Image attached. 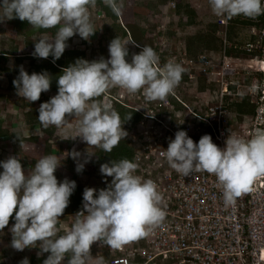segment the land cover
<instances>
[{
  "label": "clouds",
  "instance_id": "clouds-1",
  "mask_svg": "<svg viewBox=\"0 0 264 264\" xmlns=\"http://www.w3.org/2000/svg\"><path fill=\"white\" fill-rule=\"evenodd\" d=\"M105 3L120 14L122 4L117 0ZM209 4L215 15L228 18L241 14L254 17L264 12L261 0H209ZM95 5L96 0H0V23L19 19L35 29L59 26L53 38L44 36L33 43L31 55L39 59L51 56L55 62L74 35L87 41L96 33L89 14V8ZM130 44L140 47L116 36L109 42L107 59H77L64 67L56 78L57 94L38 108L40 123L59 128L70 117H77L78 135L70 139L79 137L87 146L104 152L118 146L128 135L125 122L115 109L97 98L112 87H120L130 94L143 91L149 101H165L185 71L174 62L161 67L158 54L147 45L133 53L129 62L126 57ZM51 82L49 73L29 74L23 66L12 81L17 96L30 103L48 92ZM161 154L184 177L193 172L214 175L222 186L225 204L232 205L250 190L256 177L264 176V127H257L247 139L228 133L223 148L208 134L194 142L186 131L178 130ZM67 156L75 160L79 153L72 151ZM20 161L17 155L0 161V231L13 219L9 229L11 247L16 251L38 248V257L48 254L43 264H62L68 253L71 256L67 264H86L95 242L103 239L112 248H119L147 235V227L164 216L158 207L161 195L155 182L135 174L139 165L128 159L109 161L101 164L99 171L103 177H111L110 183L105 181L107 186L99 190L86 187L74 223L64 235H58V224L69 205L75 181H58L55 172L62 161L57 156L41 157L27 173ZM83 168L84 164H77L76 171ZM20 264H29L28 258ZM97 264H104L103 259Z\"/></svg>",
  "mask_w": 264,
  "mask_h": 264
},
{
  "label": "built area",
  "instance_id": "built-area-1",
  "mask_svg": "<svg viewBox=\"0 0 264 264\" xmlns=\"http://www.w3.org/2000/svg\"><path fill=\"white\" fill-rule=\"evenodd\" d=\"M169 3L173 6V0ZM226 23L227 16L217 18L215 35L221 49L216 58L180 51L166 59L185 69L179 84L202 82L189 99L177 90L165 101H149L143 91L130 94L120 87L113 94H103L110 108L115 103L138 115L123 126L132 145L130 161L139 165L136 175L157 185L158 207L164 213L158 223L147 227V235L119 248L105 244L113 253L106 255L104 264H264V176L256 177L234 204L226 205L214 175L193 172L184 177L161 154L178 130L186 131L194 142L208 134L223 148L228 133L247 139L257 127H264V69L260 66L264 21L260 29L249 27L254 40L232 45L246 56L226 53L231 45ZM241 101L251 110L237 119L228 107Z\"/></svg>",
  "mask_w": 264,
  "mask_h": 264
},
{
  "label": "rangeland",
  "instance_id": "rangeland-1",
  "mask_svg": "<svg viewBox=\"0 0 264 264\" xmlns=\"http://www.w3.org/2000/svg\"><path fill=\"white\" fill-rule=\"evenodd\" d=\"M117 2L122 4V9L120 14L115 13L112 18L106 17L98 6L90 7V19L96 33L87 41L81 39L78 35H74L67 41L68 46L66 49L73 47L83 49L88 61L98 60L102 55H104V59H107L109 53L105 35L116 29L124 30L126 23L134 21L141 27L140 40L146 41V45L156 51L161 67L166 64L168 57L177 55L180 51H185L187 55L192 57L203 53L211 58H216L220 52L221 45L218 39L214 41L215 45H219L217 52L213 51L212 48L206 49L208 51L197 50L196 53L187 52L185 49V36L200 32L204 33L209 23L215 20L217 24V18L222 17L213 13L209 0H173V6L169 3L170 0H128V2L126 0H117ZM175 4L179 5L178 11H175ZM186 5H189L194 10L195 15L193 19H189L187 15L183 14L182 11ZM239 16V20L253 19V17L244 16L243 14ZM58 27L47 30L39 29L37 33L31 36H22L19 33L17 22L8 20L0 23V50L11 49L13 54L21 56L18 59L21 58L23 64L27 65L26 63L29 58L27 55H30L34 51L33 43L44 36L53 38ZM248 27L247 24L240 23L239 21L232 22L227 17L226 33L229 31V34L232 36L231 40L240 39L242 42L246 40L248 34H250ZM122 40L128 39L124 37ZM140 47L128 45L129 57L133 53H139ZM2 64L0 60V68ZM24 70L27 71L26 66H24ZM2 84L0 75V127H9L12 132H16L21 137L19 136L20 138H18L17 136L11 143L4 142L6 138L4 140L0 137V161L6 160L9 156L17 155L21 160L20 162L25 173H27L41 157L54 155L62 161L61 166L55 172L58 181H62L65 178L75 181L76 185L81 187V195H83V190L86 187L96 188L99 184L104 183L103 176L99 171L100 167L93 163V146H87L79 137L74 140L70 139L78 135L79 118L70 117L68 123L59 128L55 126L44 127L40 123L38 113L36 112L37 109H35V112L29 111L28 113L30 114L28 115L31 120L35 116L34 121L35 119L39 121V127L37 121H33L35 124L33 126L22 124L23 122H27V120H25V114L23 115V120V117L17 113L19 105L25 107V103H27V106L36 105L35 107H39L41 103L47 102L57 92L51 91L50 94H47L48 99L46 101L30 103L23 97L17 96V94L16 96H10ZM201 87L202 82L198 79L197 85L181 83L175 90L185 99H189L192 92ZM118 88L112 87L107 92L113 94ZM44 93L46 94L47 92ZM114 104L111 106L112 109ZM229 111L233 112L230 109ZM22 131L27 135V138L22 139ZM21 139L24 140L22 144L20 143ZM72 151L79 153V156L75 160L71 156H67ZM77 164H84L83 170L79 173L76 171ZM2 171L3 169L0 168V172ZM74 221V213L64 214L58 224L59 231L66 233ZM11 226L9 223L5 229L0 231V264H20V261L25 257L28 258L29 264H35V260L38 257V251L34 250L35 248L16 251L11 247L12 235L9 231ZM105 244L107 243L102 242L101 244H94L92 246L91 258L86 261V264H97V261L103 255L106 256L108 253H113ZM66 258L64 264H67V260L70 257Z\"/></svg>",
  "mask_w": 264,
  "mask_h": 264
},
{
  "label": "trees",
  "instance_id": "trees-1",
  "mask_svg": "<svg viewBox=\"0 0 264 264\" xmlns=\"http://www.w3.org/2000/svg\"><path fill=\"white\" fill-rule=\"evenodd\" d=\"M98 6L102 11L103 14L106 17L112 18L114 17L115 13L113 12V10L105 3V0H96V5ZM175 11H178L179 9V5L174 6ZM173 8V9H174ZM183 14L187 15L189 17V19H193L195 13L194 10L189 6L186 5L183 9ZM240 16H234L229 18L230 21L234 22V21H239L240 23H244L247 24L249 27L251 25L255 26L256 28H261L263 26V21H264V12L255 15L253 17V19H246V20H239ZM12 21L17 22L19 25V33L22 36H31L35 33L38 32L39 29H35L33 28L31 25L27 24L26 21H20L19 19H12ZM218 25L216 24V21H212L211 23H209L207 25V28L205 30V32L203 33H195L193 35H187L184 37L185 39V49L187 52L190 53H196L197 50H206L209 48H212L213 51L217 52L219 49V45L214 43L215 40H217L218 38L215 35V31L217 29ZM248 27V30H249ZM229 29H230V25H229ZM116 36L120 37L121 39H123L124 37H128L130 40L134 41L136 44L140 45V46H145L146 45V41L144 40H140L141 38V27L137 22H129L126 23L124 25V30H119L116 29L114 31H111V33H108L105 35V41L107 46L109 45V42L115 38ZM226 38L227 40H229V42L231 43L230 47H228L226 49V53L227 54H236V55H245V53L239 49L234 48L232 45H239V43H244L246 41H252L254 40L256 37L253 34H248V37L246 38V40H244L242 42V40L240 39H235V40H231L232 36L229 34V31H227L226 33ZM219 40V39H218ZM148 46V45H147ZM208 51V50H206ZM106 52V50H105ZM33 53V52H32ZM32 53L30 55H32ZM11 54H13V52L11 51V49L8 50H0V60L2 61V65L0 68V73L3 75V80H5V90L7 91V93L10 96H13L16 89L13 86L12 81L18 77L19 74V69L20 66H26L27 67V72L29 74H32L33 72L35 73H41V72H47L51 75L52 77V82H51V86H50V90L49 91H53V92H57V83H56V78L58 77V75L61 74V70L64 67H67L68 65L74 63L77 59H86V55L83 49H77V48H70V49H66L63 53V55L61 56L60 59L56 60L55 62H53L52 57L50 56L48 59H39V58H35L34 56H30L27 55L28 61H27V65H24L23 62L21 61L22 59H18L21 56H10ZM101 57L104 58V55H102ZM126 59L130 62L131 61V57H126ZM45 93H42L40 96V99L37 101L38 103L43 101V100H47L48 99V95L47 93L44 95ZM102 97L97 98L99 100V102L102 104ZM27 105V103H25ZM36 106V105H35ZM34 105H29V106H20L17 108V113L20 114L22 117L24 115L25 120L28 121H34V117L31 120L30 116L28 114L29 111L31 112H35L37 109V113H38V108L39 107H35ZM229 109H231L234 113H232L231 115L236 117L237 119L241 116V114H245L250 112L251 107L249 106V104H247L244 101L241 102H237V103H231L228 107ZM113 109H115L120 117L122 122H125L124 125H127L131 122H134L138 119V115L135 114L134 112L127 110L117 104H114ZM19 110V112H18ZM131 115V118L129 120H127V117ZM37 116V115H36ZM24 117L22 119H24ZM127 120V121H126ZM37 120L35 119L34 122H36ZM38 123V127H39V121H37ZM123 125V126H124ZM41 127V125H40ZM12 129V128H11ZM18 136V138L21 137V135H18L16 132H12V130L9 129V127H0V137L2 139L6 140L4 142H13L14 138L16 139ZM20 136V137H19ZM7 144V143H6ZM92 152H93V163L97 166L100 167L101 164L104 163H108L109 161H119L121 159H128L131 160V152H132V145L130 140H128L127 138L122 139L118 146L114 147L113 150L111 152H104L102 149L98 148V147H92ZM104 183L103 184V188H105L107 186V184L105 183V181L109 182L111 181V177H103ZM101 184H99L95 189L99 190L101 189L100 187ZM80 190L81 187L79 185H76L73 194L70 197V202L68 207L65 209L64 214H68V213H76L77 211H80L82 209V198L83 195L80 194ZM14 223L13 219H10V224L12 225ZM65 233L63 231H58V235H64ZM103 242H105L103 239L101 240ZM27 249V248H26ZM34 250L39 251L38 248H35ZM47 253L42 254L41 256L37 257V259L35 260V264H43V260L47 257ZM67 257L71 256V253L66 254ZM103 259V261L106 259V256L103 255V257L101 258Z\"/></svg>",
  "mask_w": 264,
  "mask_h": 264
},
{
  "label": "crops",
  "instance_id": "crops-1",
  "mask_svg": "<svg viewBox=\"0 0 264 264\" xmlns=\"http://www.w3.org/2000/svg\"><path fill=\"white\" fill-rule=\"evenodd\" d=\"M126 1L128 2V0H126ZM133 22H134V21H133ZM10 56H16V55H15V54H11ZM0 75H1L2 83H3L2 86L5 88V80H3V75H2L1 73H0ZM50 93H51V91H48V92H47V94H50ZM14 95L16 96V91H15ZM14 95H13V96H14ZM36 104H37V103H36ZM26 106H27V105H26ZM23 120H24V119H23ZM22 124H26V125H28V126H29V125H32V126H33L34 122H33V120H32V121H28V120H27V122H25V123L23 122ZM34 125H35V124H34ZM22 137H23L22 139L27 138V135H25L23 131H22ZM22 139L20 140V143H21V144H22L23 141H24V140H22ZM64 262H65V261H63L62 263L64 264Z\"/></svg>",
  "mask_w": 264,
  "mask_h": 264
},
{
  "label": "bare ground",
  "instance_id": "bare-ground-1",
  "mask_svg": "<svg viewBox=\"0 0 264 264\" xmlns=\"http://www.w3.org/2000/svg\"><path fill=\"white\" fill-rule=\"evenodd\" d=\"M260 66H261V68L264 69V60L261 61ZM102 104L106 105V104H105V96H104V95H103V97H102Z\"/></svg>",
  "mask_w": 264,
  "mask_h": 264
}]
</instances>
